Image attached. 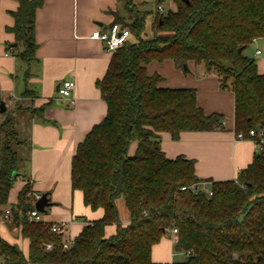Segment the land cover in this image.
I'll list each match as a JSON object with an SVG mask.
<instances>
[{
  "label": "trees",
  "instance_id": "trees-1",
  "mask_svg": "<svg viewBox=\"0 0 264 264\" xmlns=\"http://www.w3.org/2000/svg\"><path fill=\"white\" fill-rule=\"evenodd\" d=\"M176 8L156 12L152 37L145 38L150 13L128 2V21L135 40L118 47L98 81L107 103L104 119L79 143L72 158L73 189L82 190L85 204L103 208L102 218L87 223L68 249L64 234L49 231V224L27 220L34 208L29 182L11 208L14 222L30 240L26 256L17 244L0 235V264H264V149L231 180H209L208 191L181 190L201 180L195 160L168 158L160 145L162 132L178 140L183 132L224 128L219 113L198 105L193 87L160 86L163 77L149 74L152 61L172 60L183 68L193 61L215 72L221 87L235 98V130L249 137L251 129L264 130V74L245 50L264 37V0H172ZM44 0H19L13 12L14 32L23 46L20 59L35 57V14ZM27 93H30L27 91ZM44 106L30 110L44 118ZM0 123V217L9 191L23 174L26 144L13 115ZM136 143L133 154L129 146ZM23 171V172H22ZM19 173L16 177L14 174ZM123 200L128 222L120 218L117 201ZM116 225L107 236L108 225ZM177 228L174 249L184 260L154 262L152 248L167 228ZM53 243L51 249L47 243Z\"/></svg>",
  "mask_w": 264,
  "mask_h": 264
},
{
  "label": "crops",
  "instance_id": "crops-1",
  "mask_svg": "<svg viewBox=\"0 0 264 264\" xmlns=\"http://www.w3.org/2000/svg\"><path fill=\"white\" fill-rule=\"evenodd\" d=\"M130 0H44L35 14V57L23 62L18 53L23 46L10 30L14 26L13 12L19 0H0V101L8 103L5 112L13 115L17 129L26 144L20 152L27 159L23 174L9 191L8 203L2 209L16 208L19 194L29 182L28 196L35 207L34 194L47 193L43 223L63 222L64 240L73 242L84 226L103 217L104 209H93L85 204L82 190L73 189L71 182L72 158L77 147L91 129L107 113L98 81L104 77L114 52L106 51L101 41L91 39L92 31L106 30L116 17L128 21ZM149 8L148 0H131L142 11L156 18L157 5ZM163 5V4H162ZM120 23V22H118ZM132 41L133 35L129 36ZM260 50V54L256 51ZM245 53L256 59L264 74V37L255 39ZM189 73L183 72L172 60L152 61L149 74L159 73L164 79L160 86L193 87L198 105L206 113H219L224 128L213 131L183 132L178 140L162 132L160 145L168 158L185 156L195 160V171L201 182L225 181L237 177L238 172L253 162L257 149L250 139H237L235 130V98L230 88L221 87L219 76L207 72L202 65L190 61ZM66 79L75 81L74 103H64L58 88ZM29 91L30 93H27ZM44 106L41 119L30 110ZM136 143L129 146L133 154ZM0 222V235L17 244L27 256L30 240L22 235L21 226L14 222ZM128 222V218L121 220ZM107 236L116 225H108ZM175 235L166 233L152 248L154 262H174L184 251L174 249Z\"/></svg>",
  "mask_w": 264,
  "mask_h": 264
},
{
  "label": "built area",
  "instance_id": "built-area-1",
  "mask_svg": "<svg viewBox=\"0 0 264 264\" xmlns=\"http://www.w3.org/2000/svg\"><path fill=\"white\" fill-rule=\"evenodd\" d=\"M157 11L159 13H162L164 11L163 5L160 3L157 5ZM131 35L130 29L128 27L122 26L118 22H113L109 26L108 29L106 30H94L90 34L91 39L99 40L103 43L104 48L106 51L109 52H114L118 47L123 45L128 39L129 36ZM261 51L257 50L256 54H260ZM75 88V81L72 79H66L64 80L61 85L58 88V93H59V98L67 104H72L74 103V97H73V90ZM6 106L8 105L7 102H5ZM237 139L243 140V139H250L253 141L255 148L257 151L263 150L264 149V130L260 129L259 131L256 129H251L249 132V137H245L242 132H239L237 134ZM207 183L206 182H199V183H194L191 186H182L181 190H187L191 189L193 192H198L199 190H204L208 191V187L205 186ZM209 194H212L211 191H208ZM40 194H34V200L33 202H36L38 198H40ZM27 220L40 223L44 222L41 216V213L34 207L31 210L27 211L26 213ZM12 215H11V210L10 208H7L3 211L2 216L0 217V222L2 223H8L12 222ZM63 230H66L65 223L63 222H52L49 225V231L53 233H60ZM166 233H169L171 235H175V240H177V234H178V229L173 227V228H167ZM71 241L64 240L62 243L63 248L68 249L71 246ZM53 247V243H47L46 248L51 249ZM187 252L186 254H188Z\"/></svg>",
  "mask_w": 264,
  "mask_h": 264
},
{
  "label": "rangeland",
  "instance_id": "rangeland-1",
  "mask_svg": "<svg viewBox=\"0 0 264 264\" xmlns=\"http://www.w3.org/2000/svg\"><path fill=\"white\" fill-rule=\"evenodd\" d=\"M148 1L150 2L149 3V8L153 11L154 8H155L156 0H148ZM160 3L163 4L164 12L167 11L168 9H170V8H174V9L176 8V5L174 4V2L172 0H161ZM152 19H153V15L148 17L147 20H146V28H145V35H144L145 38H151L152 35H153V33H152V25H151ZM181 69H182L183 72H187V73H189V71H190V70L186 69L185 67H183ZM4 118H5L4 116H3V118L2 117L0 118V123L3 121ZM160 140H161V137H160ZM205 186L208 187L209 184H206ZM117 206H118V209H119V214H120L121 220H123L125 218H129V215H128L129 213H128L127 209L125 208L122 199H119L117 201ZM40 213H41L42 217L45 215V212H40ZM184 258L185 257L182 254H178V256L175 257L176 260H182Z\"/></svg>",
  "mask_w": 264,
  "mask_h": 264
},
{
  "label": "water",
  "instance_id": "water-1",
  "mask_svg": "<svg viewBox=\"0 0 264 264\" xmlns=\"http://www.w3.org/2000/svg\"><path fill=\"white\" fill-rule=\"evenodd\" d=\"M184 67L187 69V64L184 65ZM6 110V106H5V101H0V112H4ZM262 129V126L259 124L256 127V130H260ZM16 177L19 175V173H15L14 174ZM51 203L49 201V198L47 196V193H43L40 198H38L35 202V208L39 211V212H45L46 211V207L49 206Z\"/></svg>",
  "mask_w": 264,
  "mask_h": 264
}]
</instances>
